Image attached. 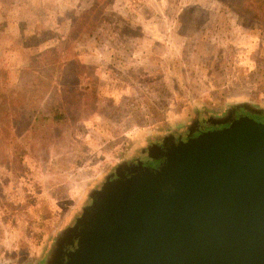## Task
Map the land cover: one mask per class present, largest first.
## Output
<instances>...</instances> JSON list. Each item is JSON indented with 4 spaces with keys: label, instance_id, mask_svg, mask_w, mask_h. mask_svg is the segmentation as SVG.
Masks as SVG:
<instances>
[{
    "label": "rangeland",
    "instance_id": "374dc122",
    "mask_svg": "<svg viewBox=\"0 0 264 264\" xmlns=\"http://www.w3.org/2000/svg\"><path fill=\"white\" fill-rule=\"evenodd\" d=\"M62 2L0 0V264H51L87 181L196 114L264 109V0Z\"/></svg>",
    "mask_w": 264,
    "mask_h": 264
},
{
    "label": "water",
    "instance_id": "95a60500",
    "mask_svg": "<svg viewBox=\"0 0 264 264\" xmlns=\"http://www.w3.org/2000/svg\"><path fill=\"white\" fill-rule=\"evenodd\" d=\"M157 152L96 192L51 264H264V123L242 115Z\"/></svg>",
    "mask_w": 264,
    "mask_h": 264
},
{
    "label": "flooded vegetation",
    "instance_id": "af4514ba",
    "mask_svg": "<svg viewBox=\"0 0 264 264\" xmlns=\"http://www.w3.org/2000/svg\"><path fill=\"white\" fill-rule=\"evenodd\" d=\"M237 103L233 104L230 108L226 109L223 112V115L217 117V118H204L203 113L196 114V117H194L195 122L192 123L190 128H188L183 135L180 134H170L167 136H164L160 141L152 142L150 147L145 151H143V155H138L137 157H134L133 159L127 160L125 162H122L118 165H116L112 172H110L106 177L104 178V182L100 187L97 189L92 190V184L95 182L93 180L87 181V183L84 185V187H88L87 193L89 203L85 205V207L82 208L80 215L76 218L75 223L72 225V227H68L61 235L63 241L61 246L59 247V250H64L66 248V243L69 240V236L72 233L70 229H72L78 219L82 217L84 212L92 205L93 198L95 197L96 192L100 191L101 188L106 184L108 181L114 179L117 174H128L133 169L136 168H146V167H155L159 162L160 159L156 158L157 151L171 143H178V142H185L189 138L197 135L198 133L202 131H208L213 128H220L225 126V124L229 123L231 120L238 118L242 115H245L249 118H252L253 120L257 122L264 123V109L254 108L255 112L251 113L250 111L243 108V105H236ZM88 184V185H87ZM83 187V189H85ZM82 189V191H84ZM59 259V257H58ZM60 260V259H59ZM57 261H54L53 264H56Z\"/></svg>",
    "mask_w": 264,
    "mask_h": 264
},
{
    "label": "crops",
    "instance_id": "0c3cea01",
    "mask_svg": "<svg viewBox=\"0 0 264 264\" xmlns=\"http://www.w3.org/2000/svg\"><path fill=\"white\" fill-rule=\"evenodd\" d=\"M35 3L43 10H48L47 6H46V3H45V0H34ZM63 6V2L62 0H55V11H62L64 10V8L62 7ZM75 8V6H74ZM47 12H51V10H48ZM52 19V18H51ZM60 19V18H59ZM61 20V19H60ZM53 23V22H52ZM57 26H60V27H64V25H62V22H57L56 23ZM56 24H54L56 26ZM60 39H63V37H60Z\"/></svg>",
    "mask_w": 264,
    "mask_h": 264
},
{
    "label": "trees",
    "instance_id": "16d2710c",
    "mask_svg": "<svg viewBox=\"0 0 264 264\" xmlns=\"http://www.w3.org/2000/svg\"><path fill=\"white\" fill-rule=\"evenodd\" d=\"M216 1L219 2V3H221V5L224 4L226 8H227V7L229 8V7L231 6V5H229V3L231 2V0H230V1L228 0V1H229V2H227L228 4L226 3V0H216ZM247 1H248V0H243V3H244V4H245V3L247 4ZM230 8H231V7H230ZM60 119H61V116H59V115H55L54 118H53V120H55V121H58V120H60Z\"/></svg>",
    "mask_w": 264,
    "mask_h": 264
}]
</instances>
